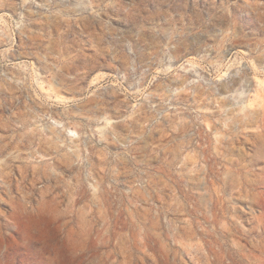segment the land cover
<instances>
[{
    "label": "rangeland",
    "instance_id": "obj_1",
    "mask_svg": "<svg viewBox=\"0 0 264 264\" xmlns=\"http://www.w3.org/2000/svg\"><path fill=\"white\" fill-rule=\"evenodd\" d=\"M0 264H264V0H0Z\"/></svg>",
    "mask_w": 264,
    "mask_h": 264
}]
</instances>
